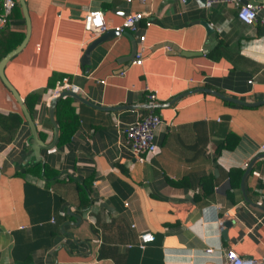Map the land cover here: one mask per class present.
Returning a JSON list of instances; mask_svg holds the SVG:
<instances>
[{
	"label": "crops",
	"instance_id": "crops-1",
	"mask_svg": "<svg viewBox=\"0 0 264 264\" xmlns=\"http://www.w3.org/2000/svg\"><path fill=\"white\" fill-rule=\"evenodd\" d=\"M24 2L30 35L4 74L22 98L37 94L31 119L43 142L52 137L47 103L59 82L46 87L48 77L62 75L91 105L73 98L76 130L62 146L40 150V162L58 172L55 180L24 171L30 161L24 121L12 132L0 128V264H221L229 247L264 257V106L186 93L209 83L241 100L264 99V7L247 25L234 6L206 8L203 0ZM87 9L102 11L106 31L90 37L82 29ZM131 12L143 13L136 32H109ZM8 26L24 33L20 17ZM137 35L144 36L139 65L131 56L132 44L140 45ZM218 45L220 57L213 60L209 54ZM149 104L162 123L155 151L139 163L123 128ZM115 106L122 107L98 108ZM0 112L20 113L1 82ZM228 132L238 137L236 145L216 153ZM252 159L242 195L241 176L231 189L228 171L243 173L242 164ZM85 178L89 204L78 207L75 181ZM202 181L212 191L194 199ZM143 231L153 240L141 247Z\"/></svg>",
	"mask_w": 264,
	"mask_h": 264
},
{
	"label": "built area",
	"instance_id": "built-area-1",
	"mask_svg": "<svg viewBox=\"0 0 264 264\" xmlns=\"http://www.w3.org/2000/svg\"><path fill=\"white\" fill-rule=\"evenodd\" d=\"M144 2L145 0H138ZM215 3H224L232 5L236 8V17L244 24L253 23L260 13V10L264 7L263 3L253 5L250 2H241L240 0H203V6L206 8L211 7ZM14 4V0H0V29L5 25L6 17L10 13V10ZM143 17L142 12L127 13L122 20L115 25L112 30L117 34L123 31H129L131 33L136 32L138 29V23ZM260 22L264 23V17L261 16ZM82 29L88 33L90 37L97 36L100 33L106 31V24L104 21L103 13L99 9H87L81 20ZM137 41L140 43L139 47L135 50L133 63L139 65L141 63V53L143 49L142 41L143 35H137ZM250 82V80L248 81ZM76 91L75 85L68 82L63 78L57 83L54 89L51 90V96L58 94L61 90ZM147 99L152 101L154 95L149 93ZM152 107V104H149ZM149 107V108H151ZM148 108V109H149ZM162 123V119L158 114L149 112L143 116H139L135 120L127 123L123 128V135L125 144L129 149L133 159L142 163L146 156L153 153L156 149L154 142V135L156 128ZM264 150V144L259 147ZM246 166L247 163H243ZM219 227L223 226L220 219L217 220ZM138 245L143 246L145 243L153 240L152 233L143 231L137 235ZM212 248L208 247L204 249V253L210 254ZM221 264H264V257L251 258L241 256L236 253L232 248H226L223 251Z\"/></svg>",
	"mask_w": 264,
	"mask_h": 264
},
{
	"label": "trees",
	"instance_id": "trees-1",
	"mask_svg": "<svg viewBox=\"0 0 264 264\" xmlns=\"http://www.w3.org/2000/svg\"><path fill=\"white\" fill-rule=\"evenodd\" d=\"M14 17H20L22 18L19 5L17 4V1L14 0V4L10 10V13L6 17V21H9L10 19ZM9 23L6 22L5 25L0 29V58L9 50L13 49L15 46L19 44L21 39L23 38V31H12V28H9ZM209 57L213 60H217L220 57V50L219 45L216 46L213 51L209 54ZM58 77V78H57ZM62 75L57 76H50L47 79L46 87L52 86L53 82L57 79L59 81L61 80ZM53 81V82H52ZM201 87H208L212 88L216 91H220L217 87L209 84L204 83ZM37 99L36 93H28L23 96L22 100L23 103L28 111V113L32 114L33 112V105ZM73 98L71 96L65 95L60 97L54 106L53 110V118L57 126V138L56 142L54 144L55 147H60L66 142L69 141L71 135L77 128V115L75 113L74 107L72 105ZM224 103L228 105H233L234 103L224 101ZM260 105H258L259 107ZM261 106H264L261 105ZM242 108H254L253 107H245L240 106ZM150 112L156 113L157 109L156 107L149 108ZM149 112V111H148ZM145 111L141 116L148 113ZM24 121L21 113H15V112H7V113H1L0 112V128L5 131H11L17 128L22 122ZM25 122V121H24ZM37 136L41 140L45 138V134L41 131H37ZM238 141V137L233 133H227L224 138L216 145L215 152L219 153L222 149H232ZM28 167L24 170L25 172H32L34 174L40 175L44 178V180H55L58 176V172L49 167L46 164H42L40 161H35L33 159H30L28 162ZM242 174L241 169L237 168H230L228 171V180L230 183L231 189H236L239 184V179ZM62 179H69L68 176H65L64 174L61 175ZM89 185H90V178H85L81 181L77 180L75 181V189L77 192L78 197V207H86L89 204ZM212 191V184L210 182L207 183V181H202L201 184V191L200 194L194 195V199L199 198L200 196L208 195ZM229 195V193H228Z\"/></svg>",
	"mask_w": 264,
	"mask_h": 264
},
{
	"label": "water",
	"instance_id": "water-1",
	"mask_svg": "<svg viewBox=\"0 0 264 264\" xmlns=\"http://www.w3.org/2000/svg\"><path fill=\"white\" fill-rule=\"evenodd\" d=\"M17 4L19 5L20 8V12L21 15L23 17V22H24V33H23V38L21 39V41L19 42V44L17 46H15L13 49L9 50L8 52H6L1 58H0V82L2 83V85L6 88V90L11 94V96L13 97V99L15 100V102L17 103L20 113L22 114V117L28 127L29 130V134H30V143H29V147H30V152L28 154V156L26 157L27 160L33 159L35 161H40L41 159V155H40V150L42 149H48L51 148L52 146H54L55 142H56V138H57V126L56 123L54 121L53 118V110H54V106L56 104V101L65 95L71 96L72 98L81 101L83 103L89 104L91 105L89 102H87L85 99H83L82 97H80V95H78L76 92L71 91V90H61L58 94L52 96L47 103V113H48V119L49 122L51 124L52 127V137L50 142L48 143H44L43 140H41L40 138H38L37 136V130L32 122L31 116L28 113L22 97L20 96V94L17 92V90L14 88V86L10 83V81L6 78L5 74H4V68L6 63L8 62V60L10 58H12L13 56H15L17 53H19L22 48L26 45L29 35H30V21H29V16L27 13V9H26V5L24 0H16ZM205 27L207 32L210 34L211 37L214 36V32L212 30V28L208 27L205 23ZM112 32V34H117L116 31L114 30H109V32ZM99 38H102V36H99ZM97 39V38H96ZM96 41V40H95ZM94 41V42H95ZM93 42V43H94ZM92 43V44H93ZM136 50V46L135 44H132L131 47V56L134 55ZM190 92H201V93H208L211 94L215 97H218L224 101L227 102H231L237 105H241V106H247V107H253V106H258V105H262L264 104V99H259V100H255V101H245V100H241L237 97H233V96H228V95H224L219 91H216L212 88H208V87H198V88H194L191 90L186 91V93H190ZM185 93L179 94L175 97H173L171 99V102L175 101L176 99H178L180 96L184 95ZM122 106H115V107H98V108H103V109H117V108H121ZM253 160L252 159L244 168L243 173L241 175V181H240V190L242 192L243 195V180L246 176V174L248 173V171L251 169L252 164H253ZM245 200H248L246 197H244ZM264 210V207H261ZM228 222L225 223V227L228 226Z\"/></svg>",
	"mask_w": 264,
	"mask_h": 264
}]
</instances>
